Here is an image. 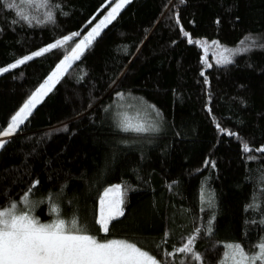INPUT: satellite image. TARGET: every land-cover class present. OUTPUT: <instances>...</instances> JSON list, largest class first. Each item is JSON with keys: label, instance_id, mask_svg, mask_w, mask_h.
<instances>
[{"label": "trees", "instance_id": "1", "mask_svg": "<svg viewBox=\"0 0 264 264\" xmlns=\"http://www.w3.org/2000/svg\"><path fill=\"white\" fill-rule=\"evenodd\" d=\"M111 4L0 0V68L65 36L83 38ZM72 43L0 75V130ZM223 48L239 49L231 63H217ZM121 95L154 106L158 132L119 129ZM260 149L264 0H132L5 141L0 210L15 203L50 223L54 205L59 218L99 240L133 243L160 264H222L227 245L251 256L264 241ZM115 185L124 214L105 234L99 201ZM190 238L199 260L177 251Z\"/></svg>", "mask_w": 264, "mask_h": 264}, {"label": "snow or ice", "instance_id": "2", "mask_svg": "<svg viewBox=\"0 0 264 264\" xmlns=\"http://www.w3.org/2000/svg\"><path fill=\"white\" fill-rule=\"evenodd\" d=\"M129 2L130 0H119L118 3H115L107 16L71 49V52L56 66V70L48 77V80L12 116L7 128L0 130V136H9L17 131L31 114L32 109L43 96L51 91L60 76L71 67V62L80 58L84 50L100 35L102 27H106L116 19L119 11ZM8 6L13 7L12 4ZM20 15L23 16L22 13ZM23 18L27 19V17ZM48 19H52L51 13L48 14ZM75 35L78 33L73 34V36ZM71 39L72 36H65L62 40H57L40 51L16 60L8 67L0 68V73L17 68L34 56H41L51 49L61 47ZM188 42L192 43L193 41L189 39ZM196 43L201 42L196 41ZM241 44H244V41H241ZM238 51L239 49L223 48L217 63H231L232 56ZM122 130L144 132L150 129L141 124L134 125L126 122ZM0 146H3V141H0ZM244 150L249 151L246 144ZM260 151H264V149H260ZM23 202L28 203L27 194L23 197ZM123 202V191L120 185L105 190L104 195L100 197L99 217L96 221L100 225V231L106 234L110 222L124 214ZM51 211L57 214L56 219L50 223H41L28 212H18L15 203L0 210V264H159L152 255L133 243L117 239L99 240L89 234L86 228L80 226L75 218L71 221L59 218V210L56 206L53 205ZM193 244L194 238H190L177 251L191 253L195 259L199 260L200 256L194 253ZM257 247L259 251L249 256L239 245H227L228 252L225 253L222 264H257V261L264 264V241Z\"/></svg>", "mask_w": 264, "mask_h": 264}, {"label": "rangeland", "instance_id": "3", "mask_svg": "<svg viewBox=\"0 0 264 264\" xmlns=\"http://www.w3.org/2000/svg\"><path fill=\"white\" fill-rule=\"evenodd\" d=\"M130 1H132V0H130ZM119 2V0H112V4H111V6L109 7V10H108V12L109 11H111V9L115 6V3H118ZM128 5V3L119 11V13L126 7ZM119 13H118V15H119ZM108 14V13H107ZM117 15V16H118ZM107 16V15H106ZM102 19H104V17L102 18ZM102 19H100L93 27H95L97 24H99V22L102 20ZM115 20V19H114ZM113 21V20H112ZM111 21V22H112ZM110 24V23H109ZM109 24H107V26L109 25ZM106 26V27H107ZM92 27V28H93ZM106 27H102V29H101V32H100V34L102 33V31L106 28ZM92 28L89 30V32L92 30ZM88 34V33H87ZM86 34V35H87ZM85 35V36H86ZM84 36V37H85ZM77 37V35H75V36H73L72 35V39L71 40H69L66 44H64V45H62L61 47H64V46H66L68 43H72L73 41H74V39ZM84 37L83 38H80V39H77V40H75L73 43H72V45H71V47H70V50H69V52H68V54L71 52V49L72 48H74L75 47V45L77 44V43H79L81 40H83L84 39ZM97 38V37H96ZM95 38V39H96ZM55 49V48H54ZM52 50V49H51ZM86 50V49H85ZM84 50V51H85ZM45 54V53H44ZM67 54V55H68ZM34 57H37V56H34ZM81 57V56H80ZM75 61H77V60H75ZM75 61H72L71 62V65L75 62ZM69 69V68H68ZM11 70V69H10ZM2 73H4V72H2ZM2 73H0V75L2 74ZM66 73V72H65ZM65 73H63L61 76H60V78L58 79V81L54 84V86L52 87V89L55 87V85L59 82V80L64 76V74ZM48 80V79H47ZM51 89V90H52ZM51 91H49L45 96H43V98L40 100V102L35 106V108L37 107V106H39L40 104H41V102L44 100V98L50 93ZM119 100H118V102H117V104H116V106H115V119H116V123H117V125H118V127H119V129H122L123 128V125H124V123H126V122H130V123H132V124H134V125H136V124H141V125H143L144 127H146V128H149L150 130H148V131H144V132H135V131H124V130H122L123 132H134V133H141V134H146V133H154V132H158V130L160 129V125H159V121H160V115H159V113H157L158 111L154 108V106H152V105H150V104H147L148 106H144L143 104H141V105H138V104H136L135 102H132V97H130V98H128L127 96H124V95H121L119 98H118ZM35 108H33L32 109V111L35 109ZM32 111H31V113H32ZM155 111H157V112H155ZM30 116V115H29ZM28 116V117H29ZM28 119V118H27ZM26 119V120H27ZM25 120V121H26ZM24 121V122H25ZM24 122L19 126V128L17 129V131L21 128V126L24 124ZM154 129V130H153ZM16 131V132H17ZM15 132V133H16ZM14 133V134H15ZM14 134H11V135H9V136H2L1 137V139H0V141H3V145H4V143H5V141H6V139L7 138H9V137H11V136H13ZM2 148V146H0V149ZM121 186V188H122V191H123V201H124V190H123V187H122V185H120ZM111 187H113V186H111ZM111 187H109V188H111ZM103 195H104V193H103ZM102 195V196H103ZM17 205V204H16ZM122 208H123V213H124V202H123V205H122ZM17 211L18 212H23V210H22V208H20L18 205H17ZM28 213H30L32 216H34L31 212H28ZM55 214V216L57 215L56 213H54ZM98 217H99V214H98ZM119 217H121V216H119ZM118 217V218H119ZM37 219V218H36ZM42 223V222H41ZM229 245H235V244H229ZM228 252V251H227ZM160 264V263H159Z\"/></svg>", "mask_w": 264, "mask_h": 264}, {"label": "crops", "instance_id": "4", "mask_svg": "<svg viewBox=\"0 0 264 264\" xmlns=\"http://www.w3.org/2000/svg\"><path fill=\"white\" fill-rule=\"evenodd\" d=\"M9 138H10V137H9ZM9 138H7V139H9ZM7 139H6V140H7Z\"/></svg>", "mask_w": 264, "mask_h": 264}]
</instances>
